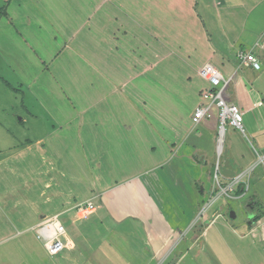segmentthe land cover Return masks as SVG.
<instances>
[{
  "label": "rangeland",
  "instance_id": "rangeland-1",
  "mask_svg": "<svg viewBox=\"0 0 264 264\" xmlns=\"http://www.w3.org/2000/svg\"><path fill=\"white\" fill-rule=\"evenodd\" d=\"M48 2L14 0L8 12L7 4L1 6L0 3V51L5 61L0 69V171L2 195L6 199L2 202L19 219L23 229L59 214L57 211L69 205L73 210L60 213V221L67 233L74 229L79 236L77 230L85 231L82 222L89 220L94 209L77 211L75 206L95 202L94 198L106 186H98L97 179L106 180V187H109L108 183L118 184L139 173H147L164 161L172 165L177 159L176 163L183 161L186 164L183 181L188 178L190 184L193 180L201 182L198 187L205 195L200 202L201 222L203 209L212 202H215L211 205L216 208L215 216L223 213L227 217L230 210L226 212V208L230 207L239 220L243 219L242 204L254 198L264 218V165H258L260 161L264 162V156L258 160L254 148L258 150L259 143L248 129V126L257 125V118L250 116L247 121L244 116L245 133L227 125L223 142L219 143V128L212 125L217 113L212 110L213 119L203 121L197 127L200 134H193L197 128L192 117L203 104L202 96L208 88L198 71L205 62L203 55L208 56L210 49L212 56L217 54L210 45H217V40L212 38L219 34L208 31L201 10H198V18L187 24L180 22L174 14L159 16L158 10L155 15L147 16L146 10L139 5L141 0H129L133 3L131 16L134 23L119 24L117 29L114 25L103 26L108 28L101 32V37H96L90 36L93 24H74L76 15L82 16L77 10L65 7L51 10L52 14H49V9L37 7V4L40 7L41 3ZM151 3L157 6L156 0ZM43 13H48L49 18ZM7 14H11L17 23ZM62 18L72 23L56 25ZM214 28L217 31L216 25ZM107 31L111 33L107 34ZM44 32L48 34L45 36ZM112 33L114 42L102 40ZM110 49L119 50L120 55L113 54ZM216 59L215 56L213 60ZM3 83L12 86L15 92L6 91L2 96ZM181 130L182 135L177 133ZM54 146L57 149L54 154L43 153ZM182 146L184 150L178 152ZM201 146L209 150L205 156L198 152ZM239 152L249 155L252 164L249 170L253 169L250 176L248 170L237 166L233 156ZM190 156L202 167L198 168ZM204 159L207 162H203ZM156 161L158 164H154ZM7 178L11 180L10 187L6 186ZM30 182L39 187L43 195L53 196L52 199L32 198L30 188L27 190L25 186ZM190 184L186 186L187 190L194 189ZM247 184L246 197L237 198L246 190ZM25 191L27 195L24 196ZM76 191L80 195L74 197ZM66 195H71L68 203L61 200ZM32 201H37L40 209L34 218ZM50 201L53 206L49 205ZM210 208L206 213L211 211ZM75 216L80 221L74 228ZM234 222L238 229L243 225ZM203 225L208 227L211 221L201 223L199 233L204 229ZM214 230L210 231V238ZM101 232L96 227L88 237L95 241ZM197 234L188 233V237L194 238ZM15 235L12 233L9 237ZM185 236L184 233L183 238ZM217 239L222 240L220 236ZM16 242L6 245L4 254L14 247L19 253H27L29 258L21 261L0 258V264H79L84 259L82 251L76 252L77 247L71 253H62L63 257L51 258L36 231L27 233L26 240ZM217 251L222 259L229 260L228 263L237 262L233 251H227L223 257L221 250ZM93 257L100 264V251ZM208 259L198 261V264ZM170 261L168 264H173L175 256ZM184 264L193 263L189 259Z\"/></svg>",
  "mask_w": 264,
  "mask_h": 264
},
{
  "label": "crops",
  "instance_id": "crops-1",
  "mask_svg": "<svg viewBox=\"0 0 264 264\" xmlns=\"http://www.w3.org/2000/svg\"><path fill=\"white\" fill-rule=\"evenodd\" d=\"M48 1V3H41L40 7L37 4V7L49 9V14H52L51 10L56 11L65 7L77 10L82 16L76 15L77 20H74V24L83 26L88 22L93 24L94 28L91 30L90 36L101 37V32L108 28L103 26L114 25L115 29H117L119 24L129 25L135 21L131 16L134 10L133 3H130L129 0L126 2L124 0H119V2L116 0ZM152 1L141 0L139 2L140 7L146 10L144 14L147 16L155 15V11L158 10L159 16L165 15L167 17V15L174 14V17L178 16L181 19L180 22L189 24L192 22L191 20L198 18V10H201L207 23L208 31L219 33L215 39L212 38V40H217V45L209 44L210 47H214V53L217 54L212 56V50L210 49L207 54L209 57L203 55L205 62L202 63L199 70L209 62H213L218 66L230 81L225 90V98L229 102L240 106L247 121V117L250 116L257 118V125L255 127L248 126V129L259 143L258 150L254 148V152L260 161L264 156V0H175L176 4L172 3L173 0H156L157 6L152 4ZM13 2L14 0H0L1 6L7 4V12L11 11L10 7L14 5ZM125 9H130L132 12ZM183 9L187 11L185 14L182 11ZM49 14L45 15L43 13L42 15L49 18ZM7 16L12 20L11 14H7ZM14 21L17 23L13 18ZM31 21L32 23L34 22V20ZM45 21L46 23L49 22L48 19ZM159 22L162 24V21ZM70 23L72 21L62 18L57 20L56 25L69 26ZM7 25L10 24L7 22ZM215 25L217 31H215ZM44 33L45 36L48 34V32ZM110 33L107 31V34ZM52 34L55 33L52 32ZM102 40L108 43V41L114 42L115 38L112 33L110 37H105ZM212 40L210 39V41ZM96 49L98 51L101 50L99 48ZM110 51L117 56L120 55L117 49H110ZM202 51L204 50L201 47V53ZM241 51L250 52L256 56L261 63V70H255L251 66L243 65L238 59ZM164 52L168 53V49H165ZM215 56L217 59L213 60ZM4 63V57L0 51V69L1 67L3 68ZM110 71L118 72L116 69H110ZM3 87L2 96L6 91L15 92L10 85L3 83ZM207 87L208 85L206 84L205 88ZM212 125L219 128L218 114L212 121ZM198 128L193 134H200L198 133ZM179 132L182 135V130L177 133ZM201 134L204 135L203 133ZM41 142L42 139L38 143ZM55 150L57 152L56 146L43 150V153L51 152L54 154L53 151ZM170 150L172 151V148ZM183 150L184 147L182 146L178 152ZM208 151L206 147L201 146L198 152L205 156V152L207 153ZM262 151L263 153H261ZM233 157L237 166L248 170L247 175L250 176L253 169L249 170L252 165L249 162V155L246 152H239ZM47 158L49 160V156ZM190 159L198 168L202 167L201 163L193 156H190ZM177 160L173 161L172 165L164 161L147 173H139L137 177L132 176L118 184L111 185V183H108L109 187H106V180L103 182V180L97 179L98 186L100 184L103 186L106 184V186L94 198L95 209L92 212L93 214L90 213L91 217H89V220H84L85 222L81 220L85 224V231L77 230L80 233L79 236L74 229L71 233H67L68 249L64 253H71L77 247L76 252L80 250L84 254V259L79 261V264H98L99 261L93 257L96 251H100L102 254L100 264H168L174 256L176 261H173V264H184L189 259L193 264L195 262L198 264V261H203L206 258L210 260L208 259L206 260L207 262L201 264H212V261L214 264H264V218L261 216V208L256 199L254 198L249 202L247 200L242 204L241 207L245 210L243 219L239 220L235 211L232 210L233 208L227 207L226 212L230 210L227 217L223 213L219 214L218 218L213 222L212 219L215 218L217 213H215L216 208L212 206L210 208L211 211L206 213L201 222L199 219L200 202L205 197L204 193H200L201 189L198 187L201 182L200 180H193L190 184L188 178L183 181L182 174L186 164L183 161L176 163ZM37 162L38 160H36L35 164ZM203 162L207 161L204 159ZM154 164H158L157 161ZM259 164L264 165L262 161ZM38 166H36V169ZM0 167H2V156L0 158ZM249 180L247 181L249 182ZM20 182L22 183L23 181ZM189 184L194 185V189L187 190L186 186ZM6 186H11L10 178L6 179ZM25 186L27 190L30 188V196L32 198L33 196H36L37 199H52L53 197H47V194L43 195L38 190L40 188L33 183ZM19 187L22 188V184ZM245 187L246 190L242 191V194L237 198L243 199L246 197L249 184ZM22 194L24 196L27 195L26 191ZM73 195L75 197L80 195V193L76 191ZM70 196H63L62 202H70ZM2 201L5 202L6 199L2 195L1 170L0 258L6 257L14 261L28 259L29 255L27 253H19L14 247L8 254H4L3 248L6 245L9 246L12 242L17 243L18 239L26 240L27 233L30 231H36L37 233L38 231L35 227L42 221L34 222L32 223L33 225L23 229V226L18 222L19 219L17 220L13 216L7 208V204ZM49 203H51L49 205L53 206L52 201ZM219 205L221 206V204ZM207 206L205 210L209 209ZM70 207L68 205L65 207L67 210L61 208L57 212L63 213L73 210L69 209ZM31 208L33 211L31 212L32 218L37 217L40 213L37 201H32ZM253 216L259 217V219L254 221ZM78 221H80L79 217L75 216L72 224L74 228ZM210 221L211 225L208 227L203 225L204 229L199 233L198 227L200 224H207ZM234 221L243 224L240 229L236 227ZM218 222L220 225H217ZM96 227H99V230L103 232L99 234L98 239L92 241L88 236ZM213 229H215L213 231L214 235L210 238V231ZM12 233H16L13 238L9 237ZM184 233L186 234L185 238H183ZM188 233L198 234L193 238V236L188 237ZM218 236L222 238L221 241L217 239ZM220 242L222 243L216 244ZM217 249L221 250L222 257L227 251H233L238 258L237 262L228 263L229 260L222 259ZM211 254H213L214 258H212ZM51 258L56 259V257Z\"/></svg>",
  "mask_w": 264,
  "mask_h": 264
},
{
  "label": "built area",
  "instance_id": "built-area-1",
  "mask_svg": "<svg viewBox=\"0 0 264 264\" xmlns=\"http://www.w3.org/2000/svg\"><path fill=\"white\" fill-rule=\"evenodd\" d=\"M238 59L242 64L251 66L255 70H261V63L256 56L252 53L241 51L238 55ZM200 76L206 80L208 88L203 93V104L197 108L193 114L192 121L196 126H199L203 121L213 119L212 110H216L219 121V143L223 142L221 139L224 137L226 126L229 125L232 128L244 132V114L240 106L236 103L229 102L225 98V90L228 87L230 81L225 77L223 72L212 65L206 64L200 70ZM223 144V143H222ZM219 145V149H220ZM263 162V161H262ZM264 163V162H263ZM235 182V181H234ZM232 182V184L234 183ZM240 180H238V183ZM231 184V185H232ZM229 185L228 188L231 186ZM233 185H237L234 183ZM232 189V188H230ZM215 203H208L207 207ZM77 211L80 210H93L95 205L93 202L80 203L75 206ZM205 208L203 209V216L206 215ZM218 218V215L212 219L214 222ZM38 239L43 243L45 249L51 257H58L68 249V235L65 226L60 221V215H54L46 218L36 227Z\"/></svg>",
  "mask_w": 264,
  "mask_h": 264
},
{
  "label": "trees",
  "instance_id": "trees-1",
  "mask_svg": "<svg viewBox=\"0 0 264 264\" xmlns=\"http://www.w3.org/2000/svg\"><path fill=\"white\" fill-rule=\"evenodd\" d=\"M241 193H242V191H241ZM259 219V217H256V218H254V221H257Z\"/></svg>",
  "mask_w": 264,
  "mask_h": 264
},
{
  "label": "bare ground",
  "instance_id": "bare-ground-1",
  "mask_svg": "<svg viewBox=\"0 0 264 264\" xmlns=\"http://www.w3.org/2000/svg\"><path fill=\"white\" fill-rule=\"evenodd\" d=\"M221 150H222V146H221Z\"/></svg>",
  "mask_w": 264,
  "mask_h": 264
}]
</instances>
